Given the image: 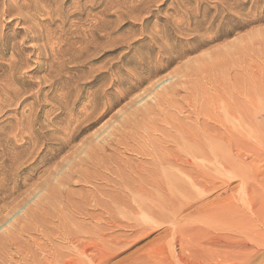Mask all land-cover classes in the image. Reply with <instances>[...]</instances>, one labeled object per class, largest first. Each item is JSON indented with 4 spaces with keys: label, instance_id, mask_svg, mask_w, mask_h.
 <instances>
[{
    "label": "rangeland",
    "instance_id": "rangeland-1",
    "mask_svg": "<svg viewBox=\"0 0 264 264\" xmlns=\"http://www.w3.org/2000/svg\"><path fill=\"white\" fill-rule=\"evenodd\" d=\"M252 204L264 0H0V264H192Z\"/></svg>",
    "mask_w": 264,
    "mask_h": 264
},
{
    "label": "bare ground",
    "instance_id": "bare-ground-1",
    "mask_svg": "<svg viewBox=\"0 0 264 264\" xmlns=\"http://www.w3.org/2000/svg\"><path fill=\"white\" fill-rule=\"evenodd\" d=\"M157 38H159V40H163L162 36L160 37L153 36L150 40L152 43H154L156 42ZM191 50L192 49L188 48L186 53L190 52ZM158 54H159V56L157 55L158 57L152 59V61H149L147 63L146 71H142L141 69L140 73H137L132 77L131 82L128 83L127 90L128 89H138L143 83L154 78L157 74L160 73V71H162V69L170 65L175 60L171 56L172 51L168 48L161 49V50L159 49ZM183 54H184V51H183ZM178 55H179L178 57H182L180 56L181 54H178ZM146 97H147V102L155 100V97L150 96L149 94L146 95ZM138 103H141L140 105L142 106L146 105L145 101H143L142 99H139ZM219 203H222V201ZM219 203L216 202V204H219ZM209 204L210 203H208V205ZM222 204H225V203L223 202ZM222 204L220 205L222 206ZM254 205L255 204H252L250 212L253 214V216H255L256 221L254 223L249 221L246 223V225L243 226V228L248 230V233H244V235L241 237L239 236L229 237L226 235L209 237L206 240L207 242L205 241V243L211 246H214L215 248L211 250L209 249L199 250V254L197 255V257H195L196 262L194 261V263L192 264H264L263 206L262 205L254 206ZM224 206L225 205H223L222 207ZM220 211L226 212V213L228 212L226 208H222L220 209ZM222 212H220L221 215L223 214ZM258 223H259V227L263 229V231L261 232L255 230ZM202 243L203 241L201 242V244ZM185 264H188V263L186 262Z\"/></svg>",
    "mask_w": 264,
    "mask_h": 264
}]
</instances>
